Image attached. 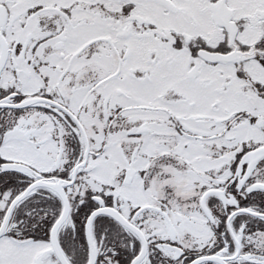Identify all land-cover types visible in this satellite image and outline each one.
I'll return each mask as SVG.
<instances>
[{"label": "snow or ice", "instance_id": "snow-or-ice-1", "mask_svg": "<svg viewBox=\"0 0 264 264\" xmlns=\"http://www.w3.org/2000/svg\"><path fill=\"white\" fill-rule=\"evenodd\" d=\"M0 264H264V0H0Z\"/></svg>", "mask_w": 264, "mask_h": 264}]
</instances>
